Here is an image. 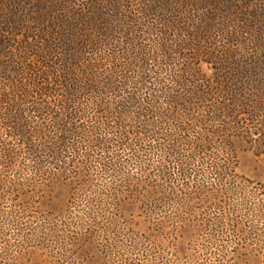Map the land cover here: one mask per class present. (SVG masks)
<instances>
[{
  "label": "trees",
  "instance_id": "trees-1",
  "mask_svg": "<svg viewBox=\"0 0 264 264\" xmlns=\"http://www.w3.org/2000/svg\"><path fill=\"white\" fill-rule=\"evenodd\" d=\"M133 1L0 0V203L70 192L69 250L140 204L222 262L264 263V186L235 172L236 145L264 159V0Z\"/></svg>",
  "mask_w": 264,
  "mask_h": 264
},
{
  "label": "rangeland",
  "instance_id": "rangeland-1",
  "mask_svg": "<svg viewBox=\"0 0 264 264\" xmlns=\"http://www.w3.org/2000/svg\"><path fill=\"white\" fill-rule=\"evenodd\" d=\"M133 3L138 4L141 1L136 0ZM248 3H252L257 9L261 6L255 0H239L238 4L243 7V13L254 12L255 7L251 10L246 8ZM245 15L238 19L245 22L244 19L248 18L247 14ZM262 27L264 28V24ZM252 46L251 42L245 44L241 47V54L255 53ZM203 72L210 75L205 67ZM235 155L237 175L253 182H260L264 186L263 157L258 158L254 150L238 145L235 146ZM125 168L128 170V167ZM133 172H136V169ZM136 177L140 179L141 175ZM94 183L97 186L100 184ZM97 190L95 187L92 188L93 192ZM39 192L34 194V200L30 203H23L25 201H19L17 197H9L0 203V264H228L226 260L220 261V258L211 252L213 249H208L206 240L209 233L204 229L202 232L197 231L195 235L182 233L180 238L177 232L172 234L169 225L166 224L164 228L159 229L153 223L155 221L141 216L140 204L121 210L115 224L108 226L107 242H100L98 251H88L85 248L82 252L77 248L69 250L62 233V230L67 228L64 225L69 223L58 220L62 221L72 210L70 192L57 188L48 189L46 193ZM254 209L262 211L253 208L250 213L252 216L259 215ZM79 216L72 221L69 220L72 228H75L74 224ZM81 220L87 225L90 224L89 219ZM257 222L262 226L259 228L264 229V216L258 217ZM72 228L69 230L76 231ZM161 240L164 242L162 249H154L152 247L154 243ZM169 242L173 244L170 245ZM106 245L108 249H105ZM235 263L237 262H232Z\"/></svg>",
  "mask_w": 264,
  "mask_h": 264
}]
</instances>
